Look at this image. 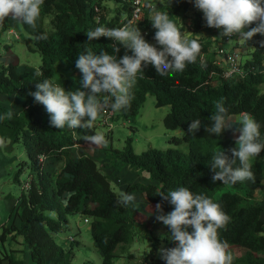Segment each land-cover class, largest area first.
<instances>
[{"label": "trees", "instance_id": "1", "mask_svg": "<svg viewBox=\"0 0 264 264\" xmlns=\"http://www.w3.org/2000/svg\"><path fill=\"white\" fill-rule=\"evenodd\" d=\"M131 1L45 0L37 31L46 34L47 39L37 41L34 38L36 33L29 27L35 50L42 55L39 69L1 63L0 32V115L4 116L0 120V138L23 143L30 159L29 173L24 180L21 179L24 165L14 176L15 182L22 186V192L10 212L9 221L1 226L0 264L5 261L8 264H72L74 249L80 243L77 241L75 245L71 240L72 245L67 249L54 235L64 230L68 216L74 214L83 215L91 223L93 240L102 252L101 264H116L119 257L134 259V253L125 254L131 248L137 230L134 214L130 206L124 207L118 201L123 193L135 190L143 194L154 208L150 222L153 227H148V232L142 237L149 239L152 247L145 262L125 264H165L163 260L156 261V253L163 242L168 248L175 247L176 242L167 239L169 228L157 220L156 216L160 213L156 212V205L163 204V214L172 211L174 206L163 201L157 193L179 186L206 194L220 203L231 217L227 228L220 230V238L229 247L238 246L247 250L235 258L233 264H264V206L250 198L248 181L235 185L213 182L214 173L208 167L212 155L221 149L230 159L233 158L231 150L238 147L236 140L230 137L228 130L220 136L208 133L204 127L195 136L188 132L191 120L210 123L208 118L215 112L217 102H222L232 115L245 112L264 123V48L260 47L264 36L256 34L251 40L243 41L251 48L244 64L246 75L243 78L225 77L222 68L215 63L216 52H210L213 41H203L198 37L203 29L209 27L203 12L190 0H180L175 5L173 14L181 19V10L194 13L189 15L193 18L191 23L183 20L180 24L179 19L176 23L183 34L191 33L192 38L201 43L197 62L188 64L182 72L164 76L157 73L153 66H146L134 86L130 107L118 111L116 119L135 118L148 95L152 94L157 106L170 107L164 119L165 126L168 129L182 127L185 131L183 137H173L171 143L176 146L186 143L187 149L150 148L137 153L133 139L128 138L122 149L111 146L106 156L124 161L138 174L147 173L151 177L150 183L138 180L127 183L117 172L114 162L109 174L100 167L97 157L77 152L75 145L78 142L98 134L96 122L100 115L91 127L74 130L54 128L50 125V114L45 106L35 102L29 94L36 90L37 81L44 78L60 83L68 91L81 88L83 74L76 67L77 57L86 48H92L97 53L102 49L111 52L113 43L107 37L88 41L86 31L101 25L121 27L130 20ZM107 2L115 5L113 11ZM144 24V32L151 30L149 41L156 44V29L149 20V12L145 14ZM251 27H255V22L247 30ZM1 30H6L4 22ZM124 54L125 49L121 46L118 55L122 57ZM61 61H66L80 73L74 78L58 75V63ZM9 112L13 114L11 118L7 116ZM249 163L255 177H264V152ZM115 178L126 182L125 192L114 189L112 182ZM27 182L28 187L24 188ZM258 185L264 188L261 181ZM13 242L21 243L24 249L12 248ZM121 249L122 253H119ZM21 251L27 252L28 258L18 257L17 253Z\"/></svg>", "mask_w": 264, "mask_h": 264}, {"label": "clouds", "instance_id": "2", "mask_svg": "<svg viewBox=\"0 0 264 264\" xmlns=\"http://www.w3.org/2000/svg\"><path fill=\"white\" fill-rule=\"evenodd\" d=\"M175 1L176 5L180 0ZM44 2L45 0H0V24L10 20L15 25H27L36 33L34 38L37 41L47 39L46 34L37 31ZM164 2L170 8L173 0ZM190 2L203 12L207 26L220 29L221 37L234 36L232 46L237 50L240 47L237 44L241 45V41L247 42L256 34L264 36V0H190ZM131 3L133 6V0ZM144 3L145 15L147 9L145 0ZM142 19L137 23L142 22ZM150 20L156 29L154 36L156 44L148 42L137 24H127L129 21L121 27L109 28L101 25L87 30L88 41L107 37L113 43L111 52L102 49L97 53L92 48H86L77 57L76 67L83 74L81 88L68 91L50 78L37 81L36 90L29 94L34 97L35 102L45 106L50 114L52 127L60 129L67 127L72 130L91 127L105 111L118 114V111L126 110L134 98L133 89L137 79L148 65L153 66L157 73L164 76L182 72L188 64L197 62L201 53V43L183 34L177 23L170 18L168 11L152 9ZM254 22L255 27L246 31L245 29ZM10 32L12 33V30ZM144 33L150 35L149 30ZM236 35L239 36L237 41ZM16 36L19 37L17 34ZM214 41L216 40H213L210 52L212 49L216 52V61L219 57L213 46ZM121 46L125 49L122 57L118 55ZM260 47L264 48V40L260 41ZM215 108V112L208 118L209 124H204L200 119L191 120L188 132L192 136H195L201 127L216 136L233 128V116L225 105L217 102ZM242 114L240 126L235 127L239 136L236 139L238 147L231 150L233 158L230 159L221 149L208 161V167L214 173L213 182L221 181L224 184L235 185L255 180L249 161L264 152L262 132L264 123L251 114L245 112ZM12 115L11 112L7 113L8 118ZM2 119L4 116L0 115V120ZM88 140L96 146L107 143L106 137L102 134H94L88 137ZM113 180L116 183L122 182L121 178ZM157 194L163 201L174 206L172 211L163 214V204L156 205V212L160 213L156 216L157 220L169 228L167 239L176 242L175 247L159 249L165 264H233L234 255L228 243L220 238V230L227 228L231 217L220 203L185 186L162 190ZM118 202L124 207L134 205L136 196L133 193H123Z\"/></svg>", "mask_w": 264, "mask_h": 264}, {"label": "rangeland", "instance_id": "3", "mask_svg": "<svg viewBox=\"0 0 264 264\" xmlns=\"http://www.w3.org/2000/svg\"><path fill=\"white\" fill-rule=\"evenodd\" d=\"M146 3H151L147 5L146 12H149V20L152 15V9L157 11H168L170 18L172 19L175 15L173 14L175 7V0L171 3L170 8L163 1L157 0H145ZM150 1V2H149ZM107 5L112 11L115 8V5L112 2H107ZM180 12V10H179ZM188 14V15H187ZM194 13L186 12L181 10V19L180 16H177L180 24L181 21H187L191 23L193 19L189 15ZM145 15L143 16V19ZM142 19V21H143ZM174 21V20H173ZM6 25V30H1L3 24L0 25L1 32V46L3 57L1 63L9 64L16 63L22 67H28L30 69H39V66L42 64V55L39 51L35 50L36 46L34 44V38L32 33L29 30L27 25H15L14 22L10 20L4 21ZM140 28L142 34L149 38L148 35L144 34V21L141 23H136ZM184 24V23H183ZM248 28L245 30L247 31ZM12 30V33L10 32ZM19 35V37L16 36ZM190 38L193 37L191 33L186 34ZM198 37L203 40H216L220 36V29L217 28H205L198 34ZM239 39V36L235 40ZM147 40V39H146ZM241 41V40H240ZM9 44L6 46L5 44ZM151 43V42H150ZM153 44V43H152ZM251 48L241 41L239 50L241 52L242 60L245 62L248 58V51ZM59 74L64 75V77L74 78L80 73L76 71L70 64L66 61H61L58 63ZM170 111L169 106H157L156 98L154 95L149 94L144 105L140 109V112L136 115L135 118L125 119L118 118L115 119L114 125L112 126V131L107 126L97 125V133L102 134L106 137L108 150L113 146L116 149H122L126 145V140L128 138L133 139V146L137 153H142L150 148L158 149H168V148H180L182 150L187 149L186 143L179 146L171 143L173 137H183L185 131L182 127L176 129H168L165 126L164 119L168 112ZM111 135L108 138V135ZM108 138V139H107ZM0 228L3 224L9 221L10 212L12 208L17 204L18 197L22 192L21 185L15 182L14 176L19 170L21 165H24V173L21 176L22 181L29 173V163L30 159L28 156L27 148L21 142L13 143L11 140H3L0 138ZM88 144L90 142H87ZM93 150V149H91ZM129 165V164H128ZM114 189L117 192H121L118 185H116L115 180L112 182ZM125 187V186H124ZM152 206V205H151ZM153 208V206H152ZM131 213L137 211L135 205L130 206ZM66 226L61 233L55 234L56 240L62 243L67 249L72 245V242L68 238H74V244H77V241L80 243L76 245L74 249L73 261L72 264H101L102 263V252L98 248L97 244L93 240L91 233V223L86 222L85 217L81 214H74L68 216V221L65 222ZM136 234L129 248L128 252H124L128 255L129 252L135 254V258H117L116 264H125L131 262H145L146 257L151 254L152 243L149 239L141 238V234L138 230H135ZM1 233V229H0ZM146 234V233H145ZM9 243V242H8ZM12 248L24 249V245L21 243L13 242ZM168 248V246L163 242L160 246ZM159 248V249H160ZM119 253H122V249L118 250ZM234 255V252L231 251ZM245 253V252H244ZM243 253V254H244ZM236 254L240 255V251H236ZM242 254V255H243ZM240 255V256H242ZM17 256L24 259L28 258V253L21 251L17 253ZM30 257V256H29ZM152 257V256H151ZM156 261H160L161 256L159 250L156 253ZM31 263V258L29 259ZM28 262V263H29ZM3 264H8L5 261Z\"/></svg>", "mask_w": 264, "mask_h": 264}, {"label": "crops", "instance_id": "4", "mask_svg": "<svg viewBox=\"0 0 264 264\" xmlns=\"http://www.w3.org/2000/svg\"><path fill=\"white\" fill-rule=\"evenodd\" d=\"M157 1H163V0H157ZM176 2L177 1H175V3ZM148 4L150 5L151 3H148V1H147V5ZM191 8H193V7H191ZM172 19L174 20L175 23L178 22L177 16H174ZM149 31H151V30H149ZM146 39L148 42L155 44V42L149 41V38L146 37ZM212 52H214L213 49H212ZM232 116H233V120H232L233 128L228 129V133H229L230 137H232L236 140L237 137L239 136V133L235 130V127L240 126V119L243 116V114L232 115ZM111 133H113V131ZM111 133L108 135V138L111 135ZM87 142H89V140H86L82 143L78 142L75 145L76 149H78L77 152L79 154H82L85 152V153H88L90 155L97 157L99 159L100 167L105 169V171L107 173L110 174L111 171L113 170L111 165L114 162L118 168L117 172L120 174V176L122 177L123 180L127 181V183L130 181L134 182L137 180L142 181L144 183H150L151 177L147 173L143 172L141 174H138V172H136L133 167L126 164L124 161L121 162V161H115L113 159H108L106 157L109 154V152H107V150H108L107 145L96 146V145H93L91 143L88 144ZM91 149H93V150H91ZM259 181H261V183L264 184V177H255L254 181H248L247 182L248 194H249L251 199H253L254 201H256V202H258L264 206V188H262L260 185H258ZM125 184H126V182L124 183V181H122L120 183H116V185H118L119 189L121 190L120 193L125 192V187H124ZM112 186H113V184H112ZM129 193H133L136 196V202L134 205L136 206L137 211L134 212L133 217L135 219L136 229L139 231V233L141 234V238H142V237H144L145 233L148 232L147 228L151 226V224H150L151 218H152L153 214L155 213L154 208H152L151 204L148 202L146 197L143 194H141L138 190L131 191ZM262 218L264 220V210L262 212ZM151 227H153V225ZM229 249H230V251L234 252V259L237 258L238 256L242 255L244 252L246 253V251H247L245 248L238 247V246L229 247ZM236 251H240L241 254L240 255L236 254ZM262 255L264 256V253Z\"/></svg>", "mask_w": 264, "mask_h": 264}, {"label": "built area", "instance_id": "5", "mask_svg": "<svg viewBox=\"0 0 264 264\" xmlns=\"http://www.w3.org/2000/svg\"><path fill=\"white\" fill-rule=\"evenodd\" d=\"M145 3L144 0H133L132 15L127 24L137 23L142 19L144 15ZM233 37H219L214 41L218 59L215 61L216 65L221 66L223 71L222 75L225 77H240L243 78L246 74V68L242 61L241 52L232 46ZM117 116V112L105 111L102 113L96 122V125L107 126L112 129L114 125V119ZM28 182L25 183L24 188L28 187ZM70 240H74L70 237Z\"/></svg>", "mask_w": 264, "mask_h": 264}]
</instances>
